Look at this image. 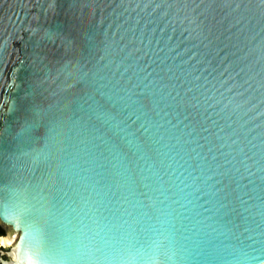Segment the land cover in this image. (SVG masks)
<instances>
[{
  "label": "water",
  "instance_id": "95a60500",
  "mask_svg": "<svg viewBox=\"0 0 264 264\" xmlns=\"http://www.w3.org/2000/svg\"><path fill=\"white\" fill-rule=\"evenodd\" d=\"M0 222V264H264V0H0Z\"/></svg>",
  "mask_w": 264,
  "mask_h": 264
},
{
  "label": "bare ground",
  "instance_id": "6f19581e",
  "mask_svg": "<svg viewBox=\"0 0 264 264\" xmlns=\"http://www.w3.org/2000/svg\"><path fill=\"white\" fill-rule=\"evenodd\" d=\"M17 238L16 237H12V236H8V235H2L0 236V244L1 246H13L16 242Z\"/></svg>",
  "mask_w": 264,
  "mask_h": 264
},
{
  "label": "rangeland",
  "instance_id": "374dc122",
  "mask_svg": "<svg viewBox=\"0 0 264 264\" xmlns=\"http://www.w3.org/2000/svg\"><path fill=\"white\" fill-rule=\"evenodd\" d=\"M0 224L5 228L6 235L16 237L18 239L19 236L14 231H12L7 225H5L1 222H0ZM0 246H1V244H0ZM5 248L8 249L9 247L5 246Z\"/></svg>",
  "mask_w": 264,
  "mask_h": 264
},
{
  "label": "trees",
  "instance_id": "16d2710c",
  "mask_svg": "<svg viewBox=\"0 0 264 264\" xmlns=\"http://www.w3.org/2000/svg\"><path fill=\"white\" fill-rule=\"evenodd\" d=\"M1 235H6V230L5 228L0 224V236Z\"/></svg>",
  "mask_w": 264,
  "mask_h": 264
}]
</instances>
